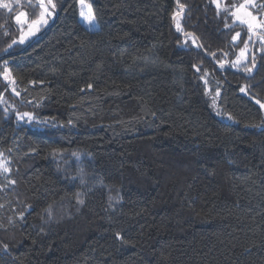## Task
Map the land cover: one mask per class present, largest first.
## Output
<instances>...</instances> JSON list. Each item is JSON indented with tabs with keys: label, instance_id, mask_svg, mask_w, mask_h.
Here are the masks:
<instances>
[{
	"label": "trees",
	"instance_id": "trees-1",
	"mask_svg": "<svg viewBox=\"0 0 264 264\" xmlns=\"http://www.w3.org/2000/svg\"><path fill=\"white\" fill-rule=\"evenodd\" d=\"M86 1L99 31L79 0H54L52 26L0 51L15 80L0 76L11 168L0 174V264H264V67L248 78L208 55L236 58L245 26L211 0H180L183 32L176 0ZM5 2L0 50L19 39L18 13H39L38 0ZM17 111L64 127L17 122Z\"/></svg>",
	"mask_w": 264,
	"mask_h": 264
},
{
	"label": "snow or ice",
	"instance_id": "snow-or-ice-1",
	"mask_svg": "<svg viewBox=\"0 0 264 264\" xmlns=\"http://www.w3.org/2000/svg\"><path fill=\"white\" fill-rule=\"evenodd\" d=\"M15 2L18 4L19 0H15ZM79 3L84 6L85 0H79ZM178 10L173 11L172 13V20L175 24V29L177 32H183V29L181 27L180 20L183 17V14L185 12V5L180 3V0H176ZM211 3L216 6L217 14H221V12L225 13L226 16L230 15L234 22H239L241 25L245 26L246 28V35L247 39H242L241 42L243 43V48H240L239 53L236 55V58L229 62L227 59L218 60L216 59V53H208V55L211 56L213 60H215V63L219 66L220 69H224L226 65L231 67L232 69H236L238 71H242L247 75L248 78H251V75L254 73V70L258 71L260 67H264V0L262 2L257 3V0H243V2L238 4H233L231 7H222L223 0H211ZM38 8L39 13L36 19L32 20L30 23L27 20V13L26 12H20L15 16V22L17 25H21L20 29V36L19 39H13L10 44H8L7 48L2 49L3 53L7 54L9 49H11L14 45L17 43L24 44L30 37L35 36L40 29L47 25L49 22V19L52 18V16L55 14L57 9V4L54 2V0H38ZM0 8L8 9L11 11L12 4L9 2H5V0H0ZM33 15H36L34 12ZM80 17L86 21L88 25V30H95L99 31L98 21L97 18L93 12V9L91 5H87V13H85L83 10L80 12ZM27 24V31L25 32L23 30V25ZM225 28H229L230 25L225 23ZM7 35V34H6ZM186 36H191V45L197 49H203V44L198 43L197 38L192 36L190 33H186ZM241 37V33L237 32L235 35L232 36V42L233 46H238L234 42L237 41L238 38ZM188 40L186 39L184 41V44H187ZM256 46V52L251 53V57L249 58V53L251 51V47ZM261 53L259 57V62L257 59V54ZM224 57H227L228 53H222ZM9 64V61L5 60L3 62L2 71H0V76L3 77L4 81L8 82L9 84H15V80L13 79L11 75V71L9 67L7 66ZM251 64V67H248L247 65ZM193 69L196 73H200L201 68L197 65H192ZM207 72L205 71L204 75L200 76V79L207 84L206 77ZM89 89L92 88V85L89 84L87 86ZM239 91L241 93H245L247 91L246 87H240ZM12 92L15 93L16 96H20V92L16 91L15 87L12 88ZM207 93V89H206ZM220 95V89H216V96ZM31 104V102H28ZM213 105L216 104V98H212ZM256 103L259 105L260 108L264 109V103H261L259 100H256ZM39 105H36L38 107ZM7 111V109H5ZM219 114V113H218ZM17 122H26L28 124H37V125H44L48 126L51 125L53 127H64V125L57 124L54 120L47 119V118H41L39 114H36L34 112H20L17 111L15 113ZM154 115V113H153ZM229 120H232L231 115H228L226 117ZM68 125H72V121H68ZM255 127L264 128V124L256 125ZM57 150H53L50 155L53 157L57 156ZM62 155V153H60ZM4 154L0 152V174L7 175L11 172V168L8 167V164L10 161H7L3 159ZM72 156L75 157V159L79 162L81 158V154L79 152H73ZM83 168L80 169L81 179L83 180ZM10 184H15V180H10ZM103 183V181H101ZM83 195V193H77V203L82 205L84 204V200L80 197ZM112 199L111 197L109 198ZM25 213L20 212L19 218L21 220L24 219ZM115 239L119 240L122 244H126L127 240H125L124 236L121 234V232L115 233ZM3 249L5 252L8 251V245L3 244Z\"/></svg>",
	"mask_w": 264,
	"mask_h": 264
},
{
	"label": "rangeland",
	"instance_id": "rangeland-1",
	"mask_svg": "<svg viewBox=\"0 0 264 264\" xmlns=\"http://www.w3.org/2000/svg\"><path fill=\"white\" fill-rule=\"evenodd\" d=\"M241 2H243V0H241V1H239L238 3H241ZM238 3H235V0H223V3H222V7H231V5H233V4H238ZM87 5H90L86 0H85V4H84V6H82L80 3H79V7H80V12L83 10L85 13H87ZM24 12V11H23ZM53 18H54V15L52 16V18L51 19H49V22H51L52 20H53ZM81 21L84 23V25L86 26V27H88V25H87V23H86V21L85 20H83L82 18H81ZM48 22V23H49ZM236 23H239L238 21L236 22ZM240 24V23H239ZM46 26V25H45ZM45 26H43V27H45ZM98 26V25H97ZM42 27V28H43ZM41 28V29H42ZM40 29V30H41ZM27 31V29L25 30V32ZM39 33V32H38ZM37 33V34H38ZM36 34V35H37ZM32 37H34V36H32ZM32 37H30L29 39H31ZM28 39V40H29ZM27 40V41H28ZM239 40V38L237 39V41ZM26 41V42H27ZM236 41V42H237ZM25 42V43H26ZM255 50H256V46H252L251 47V51H250V53H249V58L251 57V53L252 52H255ZM239 53V52H238ZM235 59V58H234ZM233 59V60H234ZM231 62V61H230ZM263 99H264V97H262ZM257 100H259V99H257ZM261 103H264V100H259ZM255 102H256V99H255ZM263 110V112H264V109H262Z\"/></svg>",
	"mask_w": 264,
	"mask_h": 264
},
{
	"label": "water",
	"instance_id": "water-1",
	"mask_svg": "<svg viewBox=\"0 0 264 264\" xmlns=\"http://www.w3.org/2000/svg\"><path fill=\"white\" fill-rule=\"evenodd\" d=\"M56 18H57V11L55 12V18L54 20L49 24L47 25L45 28H43L37 35H36V38L39 37L40 35H42L47 29L48 27L52 26L55 22H56ZM175 25V24H174ZM3 56H1L0 58H2Z\"/></svg>",
	"mask_w": 264,
	"mask_h": 264
},
{
	"label": "flooded vegetation",
	"instance_id": "flooded-vegetation-1",
	"mask_svg": "<svg viewBox=\"0 0 264 264\" xmlns=\"http://www.w3.org/2000/svg\"><path fill=\"white\" fill-rule=\"evenodd\" d=\"M257 100V99H256ZM259 100H264L263 98L259 99Z\"/></svg>",
	"mask_w": 264,
	"mask_h": 264
}]
</instances>
